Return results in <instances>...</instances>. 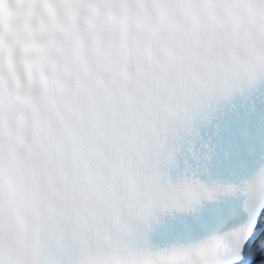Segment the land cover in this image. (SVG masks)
<instances>
[{
    "label": "snow or ice",
    "instance_id": "6c2138e0",
    "mask_svg": "<svg viewBox=\"0 0 264 264\" xmlns=\"http://www.w3.org/2000/svg\"><path fill=\"white\" fill-rule=\"evenodd\" d=\"M0 264H264V0H0Z\"/></svg>",
    "mask_w": 264,
    "mask_h": 264
}]
</instances>
